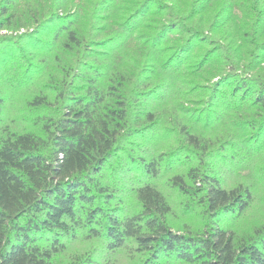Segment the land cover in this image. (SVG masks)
<instances>
[{
  "label": "trees",
  "instance_id": "1",
  "mask_svg": "<svg viewBox=\"0 0 264 264\" xmlns=\"http://www.w3.org/2000/svg\"><path fill=\"white\" fill-rule=\"evenodd\" d=\"M0 264H264V0H0Z\"/></svg>",
  "mask_w": 264,
  "mask_h": 264
}]
</instances>
